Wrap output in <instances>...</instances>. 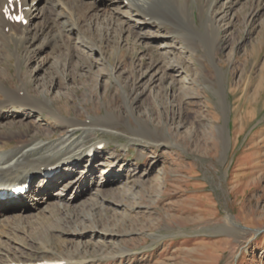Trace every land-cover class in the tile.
Wrapping results in <instances>:
<instances>
[{
  "label": "rangeland",
  "instance_id": "obj_1",
  "mask_svg": "<svg viewBox=\"0 0 264 264\" xmlns=\"http://www.w3.org/2000/svg\"><path fill=\"white\" fill-rule=\"evenodd\" d=\"M103 1L106 5L111 0ZM200 2L191 1V43L166 45L162 39L171 37H164L165 29L120 15L114 3L103 6L106 12H91L70 40L54 31L42 35L35 55L23 64L16 55L2 57L7 87L29 75L31 93L51 102L44 110L7 109L0 132L12 120L13 129L22 130L24 138L56 141L59 149L70 143L81 148L102 144L88 164L93 170L82 192L69 182L81 176L82 166H75L68 181L63 182L68 176L56 179L52 196L31 200L22 220L25 230L17 232L19 237H7L2 260L11 258L21 243L34 241L37 260L73 253L81 258L87 253L97 256L84 264H264V0H217V46ZM29 3L43 7L46 0ZM166 11L175 15L171 8ZM112 15L118 18L115 34L110 30L109 39H103L99 34ZM29 19L31 24L45 22L35 15ZM12 51L17 52L14 46ZM175 56L182 58V69L166 75L164 67ZM156 59L159 65L151 67ZM58 69L67 70L62 74ZM0 101L9 98L0 95ZM112 108L126 110L115 128L70 131L61 120L75 114L85 120L89 112L99 116ZM141 120L149 121L155 132L161 128L173 143L134 140ZM219 125L226 129V143ZM16 141L9 139L3 148L19 147ZM105 175L115 183H101ZM38 184L39 180L35 185L42 188ZM112 184L116 188H110ZM58 204L83 214L70 224L71 232L51 233L50 224L40 225ZM21 210L6 211L0 220L14 219ZM100 219L109 224L126 220L136 230L114 241L103 240L101 229L73 233ZM227 223L244 233L226 231ZM118 241L131 252L114 254Z\"/></svg>",
  "mask_w": 264,
  "mask_h": 264
},
{
  "label": "bare ground",
  "instance_id": "obj_2",
  "mask_svg": "<svg viewBox=\"0 0 264 264\" xmlns=\"http://www.w3.org/2000/svg\"><path fill=\"white\" fill-rule=\"evenodd\" d=\"M31 1L35 2V0ZM102 1L103 0H46L45 6L40 7L38 4H32L31 6L29 0H22V14H24L28 20V23L25 25L23 22H16L15 20L8 19L3 11V8L7 5V0H0V49H3L0 50V64L4 60V58L2 57L8 58L14 55L18 57L19 62H22V64L23 62L30 60L36 53V41L41 38L42 35L48 34L51 31L56 32L57 36L62 40H65L66 38L70 40L72 33L80 27V22L87 21V17L91 12H98L100 10L106 12L104 11V8H107V4L109 6L114 3H116V6L113 7L114 11L118 12L120 15L122 14L129 16L128 18L130 20H134L137 22L142 21V23L144 24H156L158 28L165 29L166 32L164 37H168L167 34H170L171 37L162 39L166 45L177 42H181L183 44L182 41H186L187 43L193 42L194 20L191 17V12L193 11L191 9L192 0H111L106 5L105 2ZM47 3L48 6L46 7ZM216 3L217 0H201L200 2L202 13L206 14V28L214 31L216 35L215 38H212L213 46L215 44L217 46V39H219V34L221 31V26L217 24V22L215 21L216 17L214 18L213 15ZM103 6L105 7L103 8ZM28 7L29 10H27ZM45 7L46 9L42 11ZM122 7H125L127 9H122ZM148 8L152 9L146 10ZM169 8L174 10L175 15L170 14L166 11ZM41 11L43 12L42 14ZM14 12L20 13L19 10H17L13 11L12 15ZM95 14L96 17L97 15L99 16V14ZM34 15L36 19L37 17H41L42 19H44V24H31L29 17H32ZM222 17L224 16L222 15ZM114 18L115 15L109 16L107 18V25L105 27V30H101L102 32L99 34L100 36L103 35V39H109L110 30H113V33L114 31H116L115 29L117 24L114 21H118V18H116V20ZM33 26L34 29L31 30ZM55 36L53 37V39H55ZM57 36L56 38H58ZM51 40L52 39H49L47 43L52 44L53 42ZM79 42L88 45L91 50L92 48H94V45L86 42L85 39H79ZM4 46L7 47V50L4 49ZM13 46L16 48V53L12 51ZM20 47L21 49H23V51L19 50ZM148 50L151 49L148 48ZM181 61L182 58L178 56L173 57V59L167 62V66L164 67V73L166 75H172V73L180 72L182 69L180 68L182 65ZM159 63L160 62L157 59L154 60L153 64L151 63V67L156 64L159 65ZM116 67L117 66L113 67V69ZM113 69L112 72H110L111 74H113V71L115 70ZM56 72H62V74H64L63 70L61 71L58 69ZM4 77L5 72L3 69H0V95L9 98L8 102L0 101L1 120H7V118H5L4 116L3 118H1L2 113H4L7 109H10L12 111H18L20 109L28 111L33 109L44 110L49 107L51 101H49L46 96H35L31 93L29 87L32 82V77L30 78L29 75L20 77L19 82L13 88L6 86ZM125 111L126 110L123 108H118L109 111L110 113L107 112L106 114L99 116L92 115L89 112V117L85 120L79 118V114L64 116V119L61 120H63L62 122L64 125H67V127H69L70 131L93 126L115 128L118 125V122L125 118ZM214 118L218 120L217 114L214 115ZM141 121H143L140 122L141 129H135V131L133 132L134 140L144 143H173L172 138L168 134L164 133L161 128H159V131L155 132L150 129L149 121ZM203 122L204 125L210 127V125L206 124L204 120ZM14 123L15 122L12 120L5 123L2 126L3 131L0 132V197L5 198V200L3 201L0 200V215L5 216L6 211L9 210H17L19 208L22 210L21 213L18 214L14 219L0 220V259L1 255L6 250L5 245L7 243V237H10V235L12 236V234L16 236L18 231L25 230L24 225L22 224L23 221H25L23 219L26 216L25 213L30 207L29 204L31 200L44 198L46 196H52L53 193L51 192V190L57 182L56 179L61 180L68 176L63 182L68 181V178L70 176L69 172L73 170L75 166H82L81 176L76 181L75 179H70L71 181L69 182L74 184L75 189H78V193L79 190H81L82 192V183L93 170L88 167V164L93 159V156L96 157L100 153V151L98 150V144L101 141H97L91 146L88 145L85 148H81L78 145L70 143L69 146L65 149H59L57 145L58 142L56 141H39L35 136L24 138L25 135L23 134L22 130L17 132L13 129L12 126L14 125ZM225 130V127L219 125L218 131L220 137L222 138L221 140L222 142L225 141L226 143L228 137L226 136ZM11 138L15 139V141L17 140L15 145H19V147H13L11 150L4 149L3 147H5V145ZM58 141L61 142V140ZM45 150H51L53 154L47 155L43 152ZM82 156L84 157L81 160L80 158ZM51 171H54L51 179L46 178ZM37 180H39L38 186H42V188L37 187V184L35 185V182ZM54 182L55 184H53ZM101 183L107 185L115 183V181L105 175ZM66 185L67 183L64 187H66ZM109 187L116 188V185L112 184L109 185ZM98 195L99 193L96 195V197ZM95 205L96 203H94V206ZM67 208L66 206L62 208L59 204L56 205L54 209L51 208L49 210L50 216L44 215L46 220L48 221H46V223H43L44 221L41 220L43 222H40V225L50 224L47 229L51 231V233L71 232L72 230L70 224L74 223L75 221H79L83 214H81V211H67ZM59 215L61 217H58ZM229 220L232 221L231 219ZM233 228L235 227L231 226L229 223H227V225L225 226L226 231L233 230V232L235 233H244L239 228V231ZM88 229H101V232H103L101 238L103 240L112 241L116 240L117 236H122L123 240H125V237L131 235L132 232L136 230V228L131 227L130 223H128L126 220L125 222L114 220V223L111 222L109 224L100 219L90 222V224L85 226L84 228L74 229L73 233H76L77 236L82 235V233L84 231H88ZM90 234L92 236L94 235L93 233ZM33 242L34 241H32V244H29L27 242L26 244L21 243L22 247L18 246L17 248H15L14 252H11V258H6L3 260L1 259L0 263L31 264L32 262L37 261H57L60 262V264H84L86 260L95 259V257L97 256V254L88 256L87 253H85L83 257L78 258L73 253L72 255L68 256H58L53 258L45 257L41 260H37L35 258L38 256L39 251L37 250L36 246H33ZM120 242H116L119 250L115 251L114 254L116 253L123 255L126 253H130L132 249L121 245ZM40 247L42 248V246ZM88 253L91 254L90 252Z\"/></svg>",
  "mask_w": 264,
  "mask_h": 264
},
{
  "label": "snow or ice",
  "instance_id": "obj_3",
  "mask_svg": "<svg viewBox=\"0 0 264 264\" xmlns=\"http://www.w3.org/2000/svg\"><path fill=\"white\" fill-rule=\"evenodd\" d=\"M19 10L20 14L12 15L13 11ZM5 16L10 20L24 22L22 0H7V5L3 8Z\"/></svg>",
  "mask_w": 264,
  "mask_h": 264
}]
</instances>
